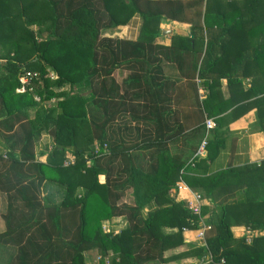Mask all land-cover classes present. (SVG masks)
Segmentation results:
<instances>
[{
    "label": "trees",
    "instance_id": "trees-1",
    "mask_svg": "<svg viewBox=\"0 0 264 264\" xmlns=\"http://www.w3.org/2000/svg\"><path fill=\"white\" fill-rule=\"evenodd\" d=\"M134 14L141 18L136 40L104 35ZM164 19L190 24L191 35L156 43ZM252 60L264 66V0H0L4 264H86L92 250L98 264H163L208 253L214 264L221 258L222 264H264V236L247 244L230 230L264 228V161L194 177L191 163L212 159L210 151L207 158L195 155L205 128L190 159L170 151V140L188 141L202 127L185 132L172 109L173 78L163 68L175 64L190 82L211 80L210 116L220 79L241 85ZM223 61L236 62L222 69ZM24 71L35 74L31 89L17 92ZM108 78L121 79L112 87L121 94L99 91ZM160 90L164 96L157 99ZM252 92L264 103V87L252 84ZM43 134L51 137L45 161L36 151ZM67 155L72 163L65 164ZM178 180L201 194L210 229L205 246L165 256L186 243L183 228L198 226V215L171 194ZM237 189L244 196L232 203ZM120 217L126 224L116 231L109 222Z\"/></svg>",
    "mask_w": 264,
    "mask_h": 264
},
{
    "label": "crops",
    "instance_id": "crops-1",
    "mask_svg": "<svg viewBox=\"0 0 264 264\" xmlns=\"http://www.w3.org/2000/svg\"><path fill=\"white\" fill-rule=\"evenodd\" d=\"M140 26L141 18L138 14H134L126 25L107 30L104 32V35L136 40ZM160 29L161 32L156 37L155 42L164 45L170 44L173 35H191L190 24L175 20H162ZM241 34L245 35L246 32L245 34ZM236 61L231 63L223 61L220 66L222 69L229 68L233 66ZM260 64V62L252 60L245 66L248 74L240 78L241 85H230L226 78L220 79L219 88L212 91L211 94L209 109L212 111V114L210 116H208V95L211 92H209L208 83H211V80L208 78H195L190 82L178 76L175 64L167 62L163 64L165 73L172 76V80L174 81V84H171L169 93L172 101V109L175 111L179 122L182 123L185 132L191 133L190 131L192 129L202 127L198 136L192 134L188 138V141H183L181 135L177 136L176 140H170L168 146L170 151L181 152L190 159L192 157V149L196 147L199 140L204 135V118L211 117L216 123V126L210 130L208 135L210 142L209 148L207 145L203 152V157L207 158L208 151H210L212 159L207 158L204 162L191 163L189 169L192 171L191 173L194 177H206L211 173L229 167L241 168L248 165H259L264 161V103H256L258 102L256 99L260 97L259 92L250 93L252 84L254 89L258 91L260 88L264 87V66H260ZM120 81V78H116L114 82L111 78H108L106 82L102 84L99 83V91L113 92L112 87L119 86ZM95 87L98 88L96 83L94 84V88ZM121 92V90L118 91V94H121ZM118 94L117 92H113L112 95L118 96ZM158 96L162 98L164 92L162 90L157 91L155 97L158 99ZM142 99L141 97V102ZM202 99H205L206 108H203ZM124 139L125 141L128 140L126 136H124ZM50 143L51 137L47 134H43L37 141L36 151L37 157L40 160L45 161L47 155L46 147L49 148ZM0 150H2L1 143ZM40 152H42V154ZM101 179H103V176H101ZM179 181L181 180L177 182ZM191 189L194 191L193 188ZM171 194L176 200H181L182 197L187 196L186 192H177L174 188ZM233 194H235V196L230 200L232 203L236 202L238 196L242 198L244 196L241 189L233 191ZM205 204L207 205V203ZM211 215L215 216V214L206 213L207 217ZM204 218L206 219L205 216ZM125 224L126 221L122 217L114 218L109 222V225L116 231L123 228ZM4 227V222L0 218V232L4 230ZM230 230L233 238L243 239L247 244H250L252 239L256 236H264V228L256 229L246 224L233 225L230 227ZM183 236L186 243L176 248L168 249L165 252V256L177 255L178 253L191 249L192 246H201L205 242L204 240L198 239L196 229L184 231ZM246 236L251 238L250 242L245 240ZM8 251L9 249L4 250L0 247V264H4V262L9 259ZM206 255L207 254L202 257H173L163 264H196L205 260L207 258ZM97 260L98 253L95 250L89 251L86 254V264H98Z\"/></svg>",
    "mask_w": 264,
    "mask_h": 264
},
{
    "label": "built area",
    "instance_id": "built-area-1",
    "mask_svg": "<svg viewBox=\"0 0 264 264\" xmlns=\"http://www.w3.org/2000/svg\"><path fill=\"white\" fill-rule=\"evenodd\" d=\"M49 74L51 77L54 75V73L51 71ZM34 76H35L34 73H32L30 71H24L23 74L21 75V77L19 78L20 85L16 88V91L17 92H23L26 89H31L30 88L31 87L30 86L31 85V78ZM34 99H35V101H40V98L38 95H34ZM204 126H205V135H204L202 141L200 142V144L196 150L195 155H201L205 151V148L207 145V140H208V133L210 132L211 129H213L216 126V123H215L214 119H212L211 117H205L204 118ZM95 147H96L95 151H98V149H99L98 145H96ZM72 162H73V157L71 155H67V159L65 160V164L72 163ZM174 189L177 192L184 191L187 193V196L182 197L181 200L184 201L185 206L187 207V209L192 214L198 215V217H199L198 226L196 228L197 237H198V239L205 241V233L208 229H210V223L207 222V220L203 216H201V209H202L203 201H204L201 194L197 191H193L182 180L175 184ZM103 229H104V231H109V229L105 225L103 226ZM187 230H189V229L183 228V231H187ZM245 240L250 242L251 238L249 236H246ZM205 245H206V243L204 242V244H202L201 246H205ZM206 256H207V258L205 260H202L201 262L196 263V264H214L211 255L208 253ZM223 262H224V259L221 258L218 263L222 264Z\"/></svg>",
    "mask_w": 264,
    "mask_h": 264
},
{
    "label": "rangeland",
    "instance_id": "rangeland-1",
    "mask_svg": "<svg viewBox=\"0 0 264 264\" xmlns=\"http://www.w3.org/2000/svg\"><path fill=\"white\" fill-rule=\"evenodd\" d=\"M232 1H234V2H235L236 4H238V5H243L245 0H232ZM256 12H257V11L255 10V12H254L255 15H256ZM245 14H247L248 16L252 15V14L249 13V12H247V13L245 12ZM33 28H34V29H37V26L34 25ZM40 34H42V35L44 36L46 33H45V32H41ZM37 38H38V39L40 38V35H39V34H37ZM56 90H59V89H56ZM54 100H55V98L53 99V101H54ZM53 101L50 100L49 103H53ZM95 146H96V144L93 145L94 150L96 149ZM98 148H99V147H98ZM52 191H55V190H52ZM59 196H60V195H59ZM58 199H59V198H57V200H58ZM105 223H107V222H105ZM92 251H93V250H92ZM97 261H98V260H97Z\"/></svg>",
    "mask_w": 264,
    "mask_h": 264
},
{
    "label": "water",
    "instance_id": "water-1",
    "mask_svg": "<svg viewBox=\"0 0 264 264\" xmlns=\"http://www.w3.org/2000/svg\"><path fill=\"white\" fill-rule=\"evenodd\" d=\"M169 32V31H168Z\"/></svg>",
    "mask_w": 264,
    "mask_h": 264
}]
</instances>
